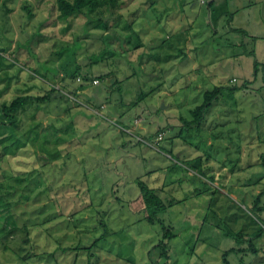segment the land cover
Instances as JSON below:
<instances>
[{"label":"rangeland","instance_id":"obj_1","mask_svg":"<svg viewBox=\"0 0 264 264\" xmlns=\"http://www.w3.org/2000/svg\"><path fill=\"white\" fill-rule=\"evenodd\" d=\"M52 1L0 0V105L53 89L51 100L19 112L16 127L0 126L9 155L0 176L41 169L24 182L27 202L8 209L0 196V264L16 262L3 246L9 228L49 218L54 196L64 218L76 220L81 248L102 240L89 255L71 251L85 263L166 264L147 253L163 240L167 264H224V251L248 247L264 217L252 207L264 193V0H119L123 20L106 14L102 36L83 18L51 23ZM103 48L118 53L94 63ZM75 72L98 81L73 80ZM245 81L224 93L200 129L181 128L202 92ZM143 188L161 206L151 221ZM252 242L259 257L231 252L227 263L264 264V233Z\"/></svg>","mask_w":264,"mask_h":264},{"label":"trees","instance_id":"obj_2","mask_svg":"<svg viewBox=\"0 0 264 264\" xmlns=\"http://www.w3.org/2000/svg\"><path fill=\"white\" fill-rule=\"evenodd\" d=\"M51 4L52 5H49L46 10V14L48 16H51L52 18L51 23L53 22L55 23L57 20H63V19L71 23L73 20L77 18H83L85 19V24L92 23V26L96 29L97 31L96 34L98 36L99 35L102 36V33L106 32V30L110 28V24L108 22L107 19L108 17H106V14H108L109 18H111V16L113 17L115 16L114 19L112 17L113 21L118 22V20L119 21L123 20V15L121 13L116 14L115 11L118 8H120L121 5H126L123 1L121 2L119 0H53ZM93 14L95 15L93 18H91ZM124 24H126L124 25L125 28L129 27L128 22L124 21ZM38 31L40 30H36V33H39ZM76 46H78L77 43ZM26 49L28 50L29 55L32 58H34L35 55L32 52H30L28 46H26ZM104 52L109 53L110 57L115 56L118 53L117 51L103 48L99 54L93 55V57L91 58L92 60H94V63L102 62V59L105 56ZM1 53L2 50L0 49V66L3 64L2 63L3 57ZM36 64L38 65L39 63ZM84 76L85 77L81 78L80 76H77V73L75 72L72 75H70V78H73L74 80L77 77L79 78V82L82 81L81 79H83L84 82H89V84H93L94 80L98 81V79H94L90 74H86ZM103 76H100V78L102 79ZM234 81H235L234 79L231 80V82ZM247 83H250V81L249 82L245 81L241 85L231 86V87L226 85H217L214 86L211 90H206L202 92V101L200 104L196 105L193 109L189 111L190 114L189 118L188 119H183L181 117L179 118L182 124L181 128L185 130L200 129L202 123L207 118L206 116L210 108H212V106H214L219 101L224 102L225 92L233 96L235 92L246 87ZM52 91L53 89L45 90V94L42 95H34V94L16 95L10 101L2 102L0 105L1 113L6 119L0 122V126L16 127L18 125L17 115L19 114V112L23 111L24 108H26L27 105L29 104L41 103L51 100ZM70 92L73 93L75 91L72 92V90H70ZM37 125L38 124H33L29 129V131L26 133L28 134L31 132H35L36 130L35 131L33 130L34 127H36ZM28 139H29L28 145L30 144L33 146L34 139L31 140L29 136ZM4 156L8 157L9 155L7 151L4 150L3 152L2 148L0 147V162L4 160L2 159L4 158ZM261 160H263L262 167H264V154L261 155ZM36 172L40 173L41 169L37 171V168H35V166H30V169L27 168V171H24V173L22 174L19 171L11 170L10 174L9 173L2 174L0 176V196L4 200V202L6 201V205L8 209L14 206L16 207L17 205L23 202H27V200L29 199V190L27 189V185L24 184V182L27 183L30 177L36 174ZM209 181L214 182L216 181V179H214V177L212 179L209 178ZM44 192L47 195L49 190L46 189ZM141 194L143 198L144 208L146 211L145 218L148 221H151V219H153L154 215L156 214L155 213L156 208L161 207L159 206L158 196L155 192H153L152 190H148L146 188L142 189ZM263 195L264 193L256 197V199H254V203L252 207L264 214V203H262L260 200V197H262ZM58 200L59 199L55 196L51 200L50 205L55 206L57 211L51 212L49 218H47L43 222L32 221L31 223H23L21 227L15 226L13 228H9L7 233L8 240L3 241V246L5 252L6 251L8 252V258L10 259V255H12L14 257V260H16L14 264H34L35 261L39 262L40 264H89L88 262L87 263L82 262V254L76 253L74 255V253L71 251L74 249H79V251L83 250L86 252V250H88L87 253L88 252L91 253L92 251L91 249L95 251V249L98 248V244L101 243L102 240L100 238L99 239L94 238L93 240L91 239L92 241L89 240V243H87L86 246H83L81 248L80 242L74 241V235L77 226L75 224L76 220H74L73 217H71L70 219L64 218L67 216H63L61 214L60 206L62 205ZM53 202L55 203V205H53ZM45 206H46L45 204L40 206L39 211L41 212L43 210L45 211ZM57 219H59L58 222L56 221ZM65 221L67 222L64 223ZM97 223L99 227L102 228L107 227L105 221L100 218H98ZM260 225L261 226L257 231V233L249 237L250 243L248 247L232 248L227 251H224L222 255L224 264H229L227 263L225 256L231 252L234 254L249 252L250 254H252L251 256H254L256 258L260 256V251H258L259 247L256 246L252 241L262 238V234L264 233V217H263V222H261ZM32 233L34 235L36 234L37 239L39 240L42 239L41 241H45V243L41 246V248L38 245H34L31 242ZM65 234L68 235L64 236ZM64 239H69L68 241L69 245L60 243V241L61 240L64 241ZM166 241L165 240L160 241L159 243L153 245L148 250L147 253L150 261H152L153 263H157L160 259H166V264H167L169 247L167 246ZM73 244H76L77 247H74ZM152 248L153 250L155 248L159 250V255L155 260H153L151 256Z\"/></svg>","mask_w":264,"mask_h":264},{"label":"crops","instance_id":"obj_3","mask_svg":"<svg viewBox=\"0 0 264 264\" xmlns=\"http://www.w3.org/2000/svg\"><path fill=\"white\" fill-rule=\"evenodd\" d=\"M218 186H219V185H218ZM232 186H233V185H232ZM232 186H231V187H232ZM224 190H225V189H224ZM230 195H231V196L234 195L233 192H231Z\"/></svg>","mask_w":264,"mask_h":264},{"label":"built area","instance_id":"obj_4","mask_svg":"<svg viewBox=\"0 0 264 264\" xmlns=\"http://www.w3.org/2000/svg\"><path fill=\"white\" fill-rule=\"evenodd\" d=\"M94 81H97V80H94Z\"/></svg>","mask_w":264,"mask_h":264}]
</instances>
